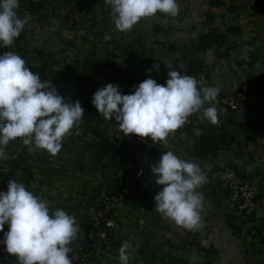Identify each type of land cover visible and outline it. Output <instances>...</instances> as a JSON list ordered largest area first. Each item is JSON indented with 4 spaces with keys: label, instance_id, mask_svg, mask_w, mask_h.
Returning a JSON list of instances; mask_svg holds the SVG:
<instances>
[{
    "label": "crops",
    "instance_id": "obj_1",
    "mask_svg": "<svg viewBox=\"0 0 264 264\" xmlns=\"http://www.w3.org/2000/svg\"><path fill=\"white\" fill-rule=\"evenodd\" d=\"M177 2L176 17L157 13L122 33L114 29L104 0H42L29 22L37 61L58 94L80 101L84 117L79 126L88 123L101 137L121 139L114 119L105 120L91 104L94 92L112 83L122 94H131L133 85L146 78L165 83L167 64L175 68L195 62L206 68L205 86L216 87L217 98L264 76V0ZM105 34L111 39L104 40ZM212 34L222 40L201 51L200 41ZM202 126L217 137L218 148L209 155L196 153L198 128H179L167 148L158 143L145 164L143 188L133 190L127 203L112 212V243L99 264H119L118 249L126 240L133 245L129 264H264V212L256 209L258 233L250 235L230 210L227 190L210 178L197 190L204 199L195 228L176 225L154 210L153 198L161 186L150 168L167 150L205 173L233 167L264 196V94H250L227 126L206 120ZM13 153L18 156L14 161ZM6 156L0 159V191L7 190L9 180L21 182L53 210L75 215L79 226L90 208L121 185L113 160L75 134L64 139L55 157L32 151L18 139L9 143ZM76 245L77 240L72 249ZM8 264H16V258L9 256Z\"/></svg>",
    "mask_w": 264,
    "mask_h": 264
},
{
    "label": "clouds",
    "instance_id": "obj_2",
    "mask_svg": "<svg viewBox=\"0 0 264 264\" xmlns=\"http://www.w3.org/2000/svg\"><path fill=\"white\" fill-rule=\"evenodd\" d=\"M110 6V20L118 32L131 31L142 19L157 13L176 17L177 0H104ZM20 0H0V47L10 48L28 23L17 13ZM104 40L111 36L105 34ZM167 79L159 84L146 78L133 85L131 94H122L118 85L107 83L98 88L91 104L105 120L114 119L115 130L127 137L151 139L153 144L168 147V138L190 116L217 125L214 106L219 90L205 86L194 76L181 74L167 64ZM158 70V67L154 68ZM84 109L79 100L69 102L58 94L51 81H41L26 61L15 51L0 53V159H6L10 142L20 141L32 151L41 150L57 156L66 137L79 135ZM160 190L154 196V210L162 218L186 229L195 228L203 211L200 189L207 183L202 168L182 159L171 150L163 151L150 168ZM142 172V170H141ZM7 225V231L4 227ZM0 232L4 251L16 258V264H72L71 245L80 228L75 215L62 208L52 209L16 180L0 191ZM132 243L122 242L119 264H129Z\"/></svg>",
    "mask_w": 264,
    "mask_h": 264
},
{
    "label": "built area",
    "instance_id": "obj_3",
    "mask_svg": "<svg viewBox=\"0 0 264 264\" xmlns=\"http://www.w3.org/2000/svg\"><path fill=\"white\" fill-rule=\"evenodd\" d=\"M29 3L39 4L42 3V0H20V8L17 9V13L19 16H26L28 19V23L23 30L24 39H16L10 48L0 47V53L15 51L26 61L31 71L40 76L41 81H50L37 61L38 46L30 35L29 22L32 19L33 13H37L39 10L32 11L28 5ZM180 73L185 74L183 72ZM190 76H194L198 80L205 82L207 80L205 69ZM253 93L264 94V81L257 82L254 79L247 85L239 86L234 93L226 97L217 98L214 106L218 109L219 113L218 125L227 126L233 119L237 107L246 103L249 95ZM204 122L205 120L202 121L199 118V114H195L190 116L182 127L198 128ZM80 139L82 141H89L95 148L103 145L106 140L111 145L122 146V153L120 155L113 152V150L108 154L117 167L121 185L114 194L105 196L89 209L85 223L79 226L80 233L77 245L70 253L72 264H99L104 260L106 252L111 247V231L114 227L111 218L112 212L117 205L127 203L133 190L143 188V182L146 178L145 164L156 149L157 144H153L151 139L141 140L135 135L122 136L121 139L116 141L86 133ZM17 157V154L13 153L10 159L14 161ZM206 175L207 178L216 181L227 190L230 210L234 213L244 231L256 236L258 227L255 220V211L257 208H260L264 212V196L260 195L257 187L230 166H224L219 170L207 172ZM262 238L264 239V237ZM2 239L3 232H0V240ZM8 261L9 255L4 251V245L0 244V264H8Z\"/></svg>",
    "mask_w": 264,
    "mask_h": 264
},
{
    "label": "trees",
    "instance_id": "obj_4",
    "mask_svg": "<svg viewBox=\"0 0 264 264\" xmlns=\"http://www.w3.org/2000/svg\"><path fill=\"white\" fill-rule=\"evenodd\" d=\"M29 7L32 9V11L39 10L42 3L39 4H28ZM24 39V31L21 32L17 40H22ZM222 40V37H220L217 34H212L205 39H202L199 44V49L201 51H204L206 48H208L213 42H220ZM175 70L179 72H183L187 75H195L198 72H200L202 69H205L206 71V77H207V69L204 68L203 66L195 63V62H189L187 64L178 66L174 68ZM257 82H263L264 81V76L257 78ZM159 84H164V83H159ZM199 134L195 139V151L196 153L200 155H209L213 153L217 148H218V142H217V137L213 136L211 133H209L207 130L203 128V126H199ZM74 130V134H75ZM86 133H90L94 136H102L101 133L98 131L97 127H93L88 123H85L81 126H79V135H76L78 138H81V136H84ZM98 150L102 152L105 155H108L111 150L115 152L116 154H121L122 153V146L121 145H111L110 142L106 140V142L98 147ZM144 197H148V194L145 193ZM5 231V228H4Z\"/></svg>",
    "mask_w": 264,
    "mask_h": 264
},
{
    "label": "water",
    "instance_id": "obj_5",
    "mask_svg": "<svg viewBox=\"0 0 264 264\" xmlns=\"http://www.w3.org/2000/svg\"><path fill=\"white\" fill-rule=\"evenodd\" d=\"M260 209V208H257V210Z\"/></svg>",
    "mask_w": 264,
    "mask_h": 264
}]
</instances>
